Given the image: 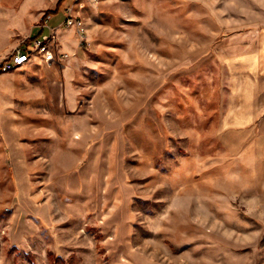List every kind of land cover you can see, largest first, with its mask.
<instances>
[{
  "label": "rangeland",
  "instance_id": "374dc122",
  "mask_svg": "<svg viewBox=\"0 0 264 264\" xmlns=\"http://www.w3.org/2000/svg\"><path fill=\"white\" fill-rule=\"evenodd\" d=\"M51 1L0 0V59ZM77 5L89 42L58 86L0 74V264H264V156L220 128L264 0Z\"/></svg>",
  "mask_w": 264,
  "mask_h": 264
},
{
  "label": "crops",
  "instance_id": "0c3cea01",
  "mask_svg": "<svg viewBox=\"0 0 264 264\" xmlns=\"http://www.w3.org/2000/svg\"><path fill=\"white\" fill-rule=\"evenodd\" d=\"M72 2L76 3L75 12L84 13L83 9L77 5L79 0H53L45 6V11L51 14L49 23L59 24L65 16L67 6ZM69 10L73 12L72 7H69ZM43 15L40 22L33 28L35 33L32 37L47 30L41 25ZM232 43L233 55L237 59L235 64L238 63V74L233 73L231 112L228 119L221 121L220 128L227 130L221 133V140L232 156H259V154L264 156V28L238 31L232 35ZM80 49L76 32L73 29L63 28L60 32L58 51L68 52L70 57L78 54ZM68 58L48 65L52 67L50 75L46 74L47 65L39 57H34L22 67L27 66L36 71L35 75L39 77L37 80L39 82L43 80V84L47 87L58 86V82L62 80L61 72L64 73L70 65L65 62ZM65 96L67 105L75 107V95L72 90L65 88ZM71 109L74 110V108ZM261 129L262 140L256 141L254 137L260 136ZM91 156L95 154L88 152L87 160H90Z\"/></svg>",
  "mask_w": 264,
  "mask_h": 264
},
{
  "label": "built area",
  "instance_id": "2783aa9c",
  "mask_svg": "<svg viewBox=\"0 0 264 264\" xmlns=\"http://www.w3.org/2000/svg\"><path fill=\"white\" fill-rule=\"evenodd\" d=\"M50 17L51 14L48 13L41 23L47 28L46 31L27 37L0 59L2 72L16 69L17 64H27L34 57H39L46 65L68 58L70 55L68 52L58 51L60 32L63 28L73 29L76 32L80 46L89 42L86 20L79 14L69 12V7L66 8L65 16L59 24L51 25Z\"/></svg>",
  "mask_w": 264,
  "mask_h": 264
},
{
  "label": "bare ground",
  "instance_id": "6f19581e",
  "mask_svg": "<svg viewBox=\"0 0 264 264\" xmlns=\"http://www.w3.org/2000/svg\"><path fill=\"white\" fill-rule=\"evenodd\" d=\"M69 12H72L71 10H69ZM25 64H17L16 68H19V67H22L24 66Z\"/></svg>",
  "mask_w": 264,
  "mask_h": 264
},
{
  "label": "trees",
  "instance_id": "16d2710c",
  "mask_svg": "<svg viewBox=\"0 0 264 264\" xmlns=\"http://www.w3.org/2000/svg\"><path fill=\"white\" fill-rule=\"evenodd\" d=\"M49 13V11H45V13H44V17L47 15ZM2 71L0 70V73H1Z\"/></svg>",
  "mask_w": 264,
  "mask_h": 264
}]
</instances>
